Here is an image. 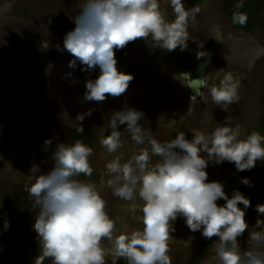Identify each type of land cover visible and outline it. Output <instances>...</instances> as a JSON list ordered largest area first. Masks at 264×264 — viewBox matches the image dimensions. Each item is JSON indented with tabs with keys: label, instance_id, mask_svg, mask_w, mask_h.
Masks as SVG:
<instances>
[{
	"label": "clouds",
	"instance_id": "clouds-1",
	"mask_svg": "<svg viewBox=\"0 0 264 264\" xmlns=\"http://www.w3.org/2000/svg\"><path fill=\"white\" fill-rule=\"evenodd\" d=\"M167 3L174 19L165 18L159 0H83L74 17L75 28L64 36L63 49L73 57L69 68L75 69L78 61L82 71L99 69V75L85 83L86 101L100 103L127 91L134 77L118 70L115 51L129 43L150 38L153 46L169 52L187 47L190 22H195L200 8H186L182 0ZM236 6L243 7L242 0ZM247 19L237 12L232 22L243 26ZM181 76L191 81L188 74ZM238 88L233 75L225 74L218 86L209 89L212 102L217 106L238 103ZM85 115L91 111L78 114L77 121ZM144 118L142 111L132 107L116 111L108 120L110 134L100 139L109 154L119 153L123 125L134 144L142 146L130 158L125 160L119 153L105 165L106 186L127 202L125 211L141 227L125 224L118 231L96 184L79 179L93 174L89 160L93 149L80 140L57 143L51 152V169L42 173L33 165L26 176V191L37 209L33 228L40 252L34 264L46 260L106 264L108 257L112 264L120 259L127 264H172L169 243L178 216L190 231H201L205 239L216 238L208 264H264V220L257 219L249 231L244 211L251 206L249 199L239 191L229 198L221 183L208 182L205 171L210 162L228 161L237 171L255 167L257 161H264V135L253 131L242 138L241 129L226 122L210 134L197 130L189 140L178 132L174 139L160 142L140 123ZM76 131L84 129L78 125ZM44 146L51 147L52 141L46 139ZM242 182L250 186L248 179ZM220 199L225 201L222 206L217 204ZM256 211L264 214V204H258ZM246 231L247 247L242 249L239 238Z\"/></svg>",
	"mask_w": 264,
	"mask_h": 264
},
{
	"label": "rangeland",
	"instance_id": "rangeland-1",
	"mask_svg": "<svg viewBox=\"0 0 264 264\" xmlns=\"http://www.w3.org/2000/svg\"><path fill=\"white\" fill-rule=\"evenodd\" d=\"M182 2L186 8L195 5L200 8L195 22H190L187 47L183 51L177 48L169 52L142 39L129 43L120 50L124 54L128 74L134 79L120 97L108 96L105 101L97 103L86 101L84 94L86 81L94 80L99 75V69L82 71L83 66L78 61L75 69L69 68L68 62L73 57L63 49V39L57 36L60 26L70 31L75 28L74 17L79 13L83 0H0V142L7 151V163L12 164L22 157V164L28 171L31 166L37 165L42 173H47L53 163L50 150L57 143H68L66 133L70 128L84 125L93 129L97 139L91 146L93 155L89 160L97 178L91 182L96 184L105 199L106 211L116 221L119 231L125 224L130 228L141 225L125 211L127 202L115 197L106 186L105 165L119 153H123L125 160L130 158L142 146L134 144L122 125L119 153L109 154L106 151L100 139L112 113L125 107L142 111L145 118L140 123L150 128L160 142L174 139L178 132H183L189 140L197 130L210 134L226 122H230L232 127H239L242 138L253 131L258 132V120L264 112L261 98L264 90V35L258 28L250 31L235 29L224 15L222 0H202L200 4H194L192 0ZM159 3L165 18L174 19L167 0H159ZM17 34L22 37L18 52L22 63L8 70L5 65L13 56L12 38ZM203 49L212 51V60L205 75L206 85L198 98L190 99L181 74L184 69H192ZM227 73H231L239 84V101L217 106L212 102L209 89L213 85L218 86ZM39 81L46 89L42 94L35 92ZM158 82H164L170 88L173 103L165 102L156 94ZM22 110L28 111V118L21 128H15L14 119ZM88 111H91L90 116L85 115L82 122L77 121L78 114ZM99 117H102L100 122ZM259 133L264 135V132ZM46 139L52 141V146L47 149L44 146ZM201 155L206 156V153ZM261 162L264 164V161ZM233 165L228 161L219 164L211 162L205 169L208 182H219L224 188L232 175ZM25 183L20 179L17 195L11 197V201L8 199L6 204L7 209L17 207V211L15 207L13 210L19 213L18 217L22 216V221L23 212L27 211L26 214L30 215L32 206ZM255 190L253 210L246 219L249 231L257 219L264 220V214L256 211L258 204H264V173ZM33 210L26 223L34 224L37 209ZM139 215L136 213V216ZM173 226L175 231L171 233L173 239L169 243V255L172 263H176L187 259L201 231H190L181 216L177 217ZM26 233L19 240L24 247L23 253L26 250L39 253L34 228L27 229ZM247 237L246 231L239 238L242 249L247 247ZM213 245L203 264H208L214 255ZM35 258L25 259L23 256L18 264H34ZM110 259L108 257L107 261ZM44 264L51 262L46 260Z\"/></svg>",
	"mask_w": 264,
	"mask_h": 264
},
{
	"label": "trees",
	"instance_id": "trees-1",
	"mask_svg": "<svg viewBox=\"0 0 264 264\" xmlns=\"http://www.w3.org/2000/svg\"><path fill=\"white\" fill-rule=\"evenodd\" d=\"M202 0H192L194 4H200ZM241 0H222V6L223 12L227 20L235 27V29H238L240 31H250L253 28H258L260 32L264 35V0H242L243 7L238 8L236 5L240 3ZM244 13L247 15V22L245 25L241 26L239 24H234L232 22V17L234 13ZM70 30L65 26H60L57 30V36L64 39V36L67 32ZM148 44H152L150 38L148 41H145ZM12 44H13V56L6 62V68L8 70L14 69L18 67L22 63V58L18 54V52L21 49L22 45V37L21 35H15L12 38ZM115 58L117 60V68L119 71L128 73V67L126 60L124 58V54L121 50L115 51ZM46 91L45 85L42 81H39L36 84L35 92L37 94H42ZM156 94L165 102L171 104L173 103L174 99L172 97L170 88L164 83L159 82L155 87ZM262 103L264 105V90L262 91ZM28 111L22 110L21 113H19V116L17 119H14V127L15 128H21V126L26 122L28 118ZM98 121H102V117L98 118ZM260 124V128H257L258 132H264V112L260 119L258 120ZM84 129L83 133H78L76 131L78 125L73 126L70 128L66 133V139L69 144L74 143L76 140H80L87 146L91 147L94 146L96 143L97 135L95 131L88 126L81 125ZM104 136L110 134V129L108 126L104 130ZM52 150H50L51 154ZM211 164V162L209 163ZM232 175L229 179V181L224 186V191L226 195L231 198L234 191H239L242 193L246 198L250 201V207L247 209H244L246 215L245 219L249 217L253 210V205L256 199V190L255 188L258 185V182L263 176L264 173V164L261 161L256 162V166L251 168L250 170H244V171H237L235 164L232 166ZM82 180L90 179V181H93L97 178L96 174H92L91 178L86 177H79ZM248 179L250 182L249 185H245L242 181L243 179ZM225 203L224 200L220 199L218 201V205H223ZM240 208L243 209V205H239ZM198 238L196 239L195 243L193 244L189 255L185 261L182 262H176L172 264H203L204 259H206L209 250L213 243L216 241L215 237L211 240L205 239L201 232ZM108 264H112V258L107 261ZM116 264H127V262L123 259H120L116 262Z\"/></svg>",
	"mask_w": 264,
	"mask_h": 264
},
{
	"label": "flooded vegetation",
	"instance_id": "flooded-vegetation-1",
	"mask_svg": "<svg viewBox=\"0 0 264 264\" xmlns=\"http://www.w3.org/2000/svg\"><path fill=\"white\" fill-rule=\"evenodd\" d=\"M2 145L3 143L0 142V251H2L0 254V264H18V261L23 256L25 259L31 258L33 260L39 254L38 252H29L28 250L23 253L24 247H21L19 243L21 235L24 236V234H27V229L31 228L33 230V223L29 221L28 223L25 222L27 216L33 215V207H30V215L26 214L27 211L23 212L22 221V216H20V219L18 217L19 213L16 212L17 207L14 206L16 210L14 211V207L7 209L6 205L8 199L10 200L11 197L17 195L20 179L26 181V176L29 174V171L22 164V157L13 161L12 164L7 163L5 158V152L7 151ZM4 188L5 191L3 192ZM6 189L9 191L8 193Z\"/></svg>",
	"mask_w": 264,
	"mask_h": 264
},
{
	"label": "water",
	"instance_id": "water-1",
	"mask_svg": "<svg viewBox=\"0 0 264 264\" xmlns=\"http://www.w3.org/2000/svg\"><path fill=\"white\" fill-rule=\"evenodd\" d=\"M212 51L210 49H203L200 52V56L198 59H196L192 69H187L183 73L188 74L191 77V81L188 79H185L186 86L190 92V99L193 96H196L195 91H199V96L202 93V89L206 85V76L207 75V69L208 66L212 60ZM203 81V86L201 85V82ZM199 96H196L198 98Z\"/></svg>",
	"mask_w": 264,
	"mask_h": 264
}]
</instances>
